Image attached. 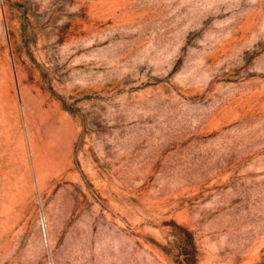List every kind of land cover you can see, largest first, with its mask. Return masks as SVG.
<instances>
[{
    "label": "rangeland",
    "instance_id": "374dc122",
    "mask_svg": "<svg viewBox=\"0 0 264 264\" xmlns=\"http://www.w3.org/2000/svg\"><path fill=\"white\" fill-rule=\"evenodd\" d=\"M0 11V264H264V0Z\"/></svg>",
    "mask_w": 264,
    "mask_h": 264
},
{
    "label": "built area",
    "instance_id": "2783aa9c",
    "mask_svg": "<svg viewBox=\"0 0 264 264\" xmlns=\"http://www.w3.org/2000/svg\"><path fill=\"white\" fill-rule=\"evenodd\" d=\"M0 13H1V11H0Z\"/></svg>",
    "mask_w": 264,
    "mask_h": 264
}]
</instances>
